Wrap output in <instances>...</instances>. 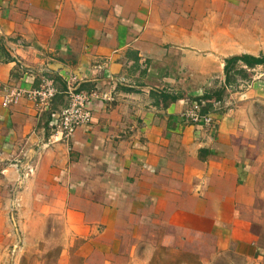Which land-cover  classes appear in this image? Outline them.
<instances>
[{
  "label": "crops",
  "instance_id": "1",
  "mask_svg": "<svg viewBox=\"0 0 264 264\" xmlns=\"http://www.w3.org/2000/svg\"><path fill=\"white\" fill-rule=\"evenodd\" d=\"M239 55L264 56V0H0L6 261L44 263L57 228L56 264H264V76L226 85ZM45 76L99 95L69 140L62 95L2 105ZM219 88L211 127L182 117Z\"/></svg>",
  "mask_w": 264,
  "mask_h": 264
},
{
  "label": "built area",
  "instance_id": "2",
  "mask_svg": "<svg viewBox=\"0 0 264 264\" xmlns=\"http://www.w3.org/2000/svg\"><path fill=\"white\" fill-rule=\"evenodd\" d=\"M254 68H247V70L253 72L255 79L262 78L264 71ZM58 92L55 80L50 76H45L41 78L39 87L37 88L30 90L21 88L8 89L3 95L2 105L7 107L16 103L20 98L27 96L40 107L49 106L51 99ZM65 93L69 101L61 112L57 114L54 139L69 140L78 127L90 124L92 121V112L88 107V103L92 99L99 97L95 92L88 93L77 90L75 78H71L67 82ZM221 100L214 102L212 109L206 113L202 112L200 103H191V107L182 113V117L193 124L211 127L214 122L211 113L222 107Z\"/></svg>",
  "mask_w": 264,
  "mask_h": 264
},
{
  "label": "trees",
  "instance_id": "3",
  "mask_svg": "<svg viewBox=\"0 0 264 264\" xmlns=\"http://www.w3.org/2000/svg\"><path fill=\"white\" fill-rule=\"evenodd\" d=\"M239 63L244 64L247 68H252L256 65H264V56L255 57L251 55H239V56H232V57L227 58L225 60L226 85H231L232 82H236V78L240 76L239 75L240 73H242L241 78L246 77L247 70H246V73H244L243 70H241V68L238 66ZM225 89L226 88H219L218 90L207 92L201 97L195 99L194 102L201 104V109L203 113L209 112L212 109L214 102L222 99ZM58 91L59 92L50 101V105L52 103V106L53 104L55 106L56 100H54V98H56L57 95L63 96L62 98L63 101L62 103H60L61 107L57 109V108H54L53 106L51 108L52 110L53 109H57V111L59 110L57 114L61 112V110L67 105L69 101L65 93L66 87H64L63 89L58 88Z\"/></svg>",
  "mask_w": 264,
  "mask_h": 264
},
{
  "label": "rangeland",
  "instance_id": "4",
  "mask_svg": "<svg viewBox=\"0 0 264 264\" xmlns=\"http://www.w3.org/2000/svg\"><path fill=\"white\" fill-rule=\"evenodd\" d=\"M50 235V234H49ZM48 235V236H49ZM48 244H43V250L44 252V263L42 264H56V256L58 252V242L61 241V238L59 237V230L56 228L54 232H52V236H49V239L47 240ZM35 247H30V250L23 256V260L20 264H38L36 261V257H38L37 254L34 253ZM36 250V249H35ZM6 256L4 258L3 251L0 253V264H19V260L16 262L14 261V258L12 261L7 260ZM223 260H220L222 262H219L218 264H230L231 260H234V257L229 253V255H226L225 257H222ZM225 261V262H223ZM227 261V262H226ZM168 264V263H166Z\"/></svg>",
  "mask_w": 264,
  "mask_h": 264
}]
</instances>
